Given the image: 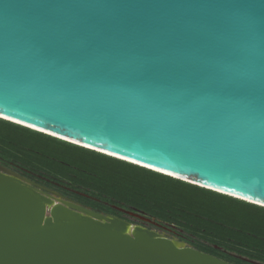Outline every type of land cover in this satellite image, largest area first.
Wrapping results in <instances>:
<instances>
[{
    "label": "water",
    "instance_id": "water-1",
    "mask_svg": "<svg viewBox=\"0 0 264 264\" xmlns=\"http://www.w3.org/2000/svg\"><path fill=\"white\" fill-rule=\"evenodd\" d=\"M0 118L264 207V0H0ZM110 217L0 165V264H235Z\"/></svg>",
    "mask_w": 264,
    "mask_h": 264
},
{
    "label": "trees",
    "instance_id": "trees-1",
    "mask_svg": "<svg viewBox=\"0 0 264 264\" xmlns=\"http://www.w3.org/2000/svg\"><path fill=\"white\" fill-rule=\"evenodd\" d=\"M0 162L65 186L94 210L134 208L195 236L193 247L235 264H264V207L0 118ZM250 260L256 261L252 263Z\"/></svg>",
    "mask_w": 264,
    "mask_h": 264
},
{
    "label": "rangeland",
    "instance_id": "rangeland-1",
    "mask_svg": "<svg viewBox=\"0 0 264 264\" xmlns=\"http://www.w3.org/2000/svg\"><path fill=\"white\" fill-rule=\"evenodd\" d=\"M1 127H6L5 124L0 123ZM0 165L5 166L15 172H17L18 174L28 178L26 175H23L21 173H19L18 171H16L13 167H11L10 165H4L0 162ZM30 179V178H29ZM32 180V179H30ZM34 182H37L35 180H33ZM39 183L42 187H45L47 189H50L52 191H56L59 194L63 195L64 197H67L68 199H72L73 201H76L82 205L85 206H89L84 204V202L80 201L79 199L75 198L71 193L68 192V188L66 189L65 186H60L58 187L57 185H48L45 183ZM51 195V194H49ZM54 197H56V199H62L60 197H57L54 195ZM92 208V206H89ZM114 208H116L117 211L121 212L124 215V218L129 220L132 223H135L137 225H141L144 226L148 229L154 230L164 236H167L171 239H173L176 242H180V243H184L187 245H193L196 242L195 236L188 232L183 230L180 227H177L174 224L171 223H166V222H162L160 220L155 219L154 217H151L147 214H145L144 212L140 211V210H136L134 208H124V207H118V206H114ZM93 209V208H92ZM252 263H257L256 261L250 260ZM260 264V263H258Z\"/></svg>",
    "mask_w": 264,
    "mask_h": 264
},
{
    "label": "bare ground",
    "instance_id": "bare-ground-1",
    "mask_svg": "<svg viewBox=\"0 0 264 264\" xmlns=\"http://www.w3.org/2000/svg\"><path fill=\"white\" fill-rule=\"evenodd\" d=\"M113 155V154H111ZM116 156V155H114ZM10 177L23 183V184H27L24 181H22V179H20L18 176L14 175V174H10ZM44 199L45 201L50 204L51 202L54 201V199H56V197H54V195H49V194H45L44 195ZM61 200V199H60ZM109 226H111L112 228H114L115 230H118L120 232H127L129 230V226H130V222L127 220H119V219H115L110 217L107 221H106ZM141 229H145V230H149L152 234L154 235H159V236H164L154 230L148 229L144 226L138 225Z\"/></svg>",
    "mask_w": 264,
    "mask_h": 264
}]
</instances>
